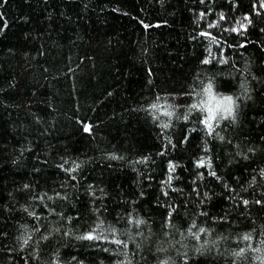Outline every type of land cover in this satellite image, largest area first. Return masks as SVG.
Segmentation results:
<instances>
[{"label":"trees","instance_id":"obj_1","mask_svg":"<svg viewBox=\"0 0 264 264\" xmlns=\"http://www.w3.org/2000/svg\"><path fill=\"white\" fill-rule=\"evenodd\" d=\"M0 264H264V0H0Z\"/></svg>","mask_w":264,"mask_h":264},{"label":"snow or ice","instance_id":"obj_2","mask_svg":"<svg viewBox=\"0 0 264 264\" xmlns=\"http://www.w3.org/2000/svg\"><path fill=\"white\" fill-rule=\"evenodd\" d=\"M237 29H233V31H236ZM201 35H205V36H209V33H201ZM203 63H210V60L205 59L203 61ZM205 92L208 95V102L207 105H200V107L204 108L206 107V111L208 112V117L203 121V123L205 124V126L207 127V129L209 130V132L211 133V131L213 130L212 128V122L214 120H216L218 113L222 110L223 113H226L227 116H232L233 115V100L231 97H224L222 100H217V98L215 97V95H213L212 92V85L209 84L207 89H205ZM215 102V103H213ZM153 107H155V105H153ZM193 108L197 107V105L193 104L192 105ZM168 115H171V113H167ZM227 116H224L222 118H227ZM86 132L90 131V128L88 126H85L84 129ZM203 166V164L201 165ZM245 204H247V201L244 202ZM259 203V201L257 202ZM201 232L204 231V229H200ZM86 239H95L97 237L92 236L91 234L88 235L87 237H85ZM244 239H249V237H244ZM116 243H122L121 241L117 240L115 241ZM25 243H27V241H25Z\"/></svg>","mask_w":264,"mask_h":264},{"label":"bare ground","instance_id":"obj_3","mask_svg":"<svg viewBox=\"0 0 264 264\" xmlns=\"http://www.w3.org/2000/svg\"><path fill=\"white\" fill-rule=\"evenodd\" d=\"M198 106V105H197ZM208 115V114H207Z\"/></svg>","mask_w":264,"mask_h":264}]
</instances>
